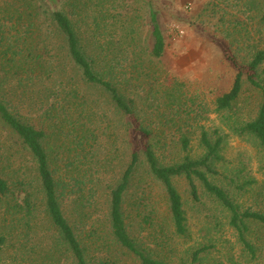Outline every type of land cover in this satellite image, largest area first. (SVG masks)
I'll return each mask as SVG.
<instances>
[{"label": "rangeland", "instance_id": "obj_1", "mask_svg": "<svg viewBox=\"0 0 264 264\" xmlns=\"http://www.w3.org/2000/svg\"><path fill=\"white\" fill-rule=\"evenodd\" d=\"M14 1L0 0V20ZM116 1L118 11L127 14L128 20L111 29L101 27V33L109 48H117L114 54L128 77L137 78L130 82L134 90L126 85L119 88L126 98L133 99L139 122L152 131L151 143L159 163L169 166L186 157L200 158L204 153L202 131L212 140L220 137L223 160L216 165L220 175L211 181L227 192L240 211L264 214V148L239 132L241 125L255 119L261 94L243 76L240 96L231 109L219 112L214 103L231 89L235 78L226 55L246 65L253 51L264 50V0ZM148 2L164 37L160 60L149 61L146 53ZM108 14L113 15V10ZM131 27L133 40H120ZM126 59L134 60L135 68L126 66ZM59 76L55 85L41 83L39 92L17 88L9 80L2 81L0 92L24 122L45 130L49 167L55 179L67 185L61 209L86 251L87 262L139 264L135 256L114 242L107 221V186L120 179L129 161L123 121L95 97L99 96L96 92H87L98 102L91 128H99L101 134L93 153L91 141L79 147L76 137L81 131L66 126L60 111L54 110L49 118L43 113L46 106L42 103L53 92L46 89L59 88L57 84L62 81L75 84L72 69H61ZM257 79L264 81V62L257 68ZM183 138L189 142L186 151L181 148ZM0 176L10 187V194L0 197V234L7 238L0 250V264H73L67 255H51L48 246L52 231L32 158L1 124ZM173 184L186 217L184 236L174 233L164 190L149 175L140 156L123 206L127 232L138 246L166 264H191L193 252L200 249L204 250L199 255L201 264H264V226L248 222L247 240L255 249L252 257L229 226L228 212L199 182L198 203L191 200L184 178H174ZM24 199L29 201L30 214L25 208L15 214L19 209L15 204L25 207Z\"/></svg>", "mask_w": 264, "mask_h": 264}, {"label": "trees", "instance_id": "obj_2", "mask_svg": "<svg viewBox=\"0 0 264 264\" xmlns=\"http://www.w3.org/2000/svg\"><path fill=\"white\" fill-rule=\"evenodd\" d=\"M14 2L15 5H11L5 13L8 17L3 16L0 20V84L9 80L15 87L31 89L35 93L39 92L38 87L41 83L55 85V78L60 77L61 69L67 67L72 69L76 77L73 78L75 84L62 81L57 84L59 88L45 90L53 92L45 99V103H42V107L46 106L43 113L49 118L54 110L60 111L66 126L81 131L80 135L76 134L77 145L81 147L91 141L89 146L92 153L98 144L101 131L99 128H91L94 123V108L98 102L89 98L91 95L88 93L96 92L99 96L95 97L109 105L119 120L123 121L126 138L124 143L130 151L129 161L120 179L112 186H107V221L114 242L135 256L139 264H166L153 259L138 246L126 228L124 199L139 167L140 156H143L149 175L164 190L167 210L176 235L186 234V217L182 199L173 184V179L184 178L193 202L198 203L200 200L196 185V182H199L205 192L228 212L229 226L235 231L238 242L253 257L255 249L247 240L248 222L264 226V214L249 210L240 211L227 192L210 179L220 175L216 165L223 160L222 139L217 137L212 140L206 131H202L200 145L204 153L200 158L186 157L180 163L162 166L151 143L152 131L139 122L133 99L126 98L120 90L121 85L134 90L135 85L130 82L137 81V78L133 75L128 77L119 56L114 54L117 48H109L104 34L101 33V27L111 29L124 21L126 24L128 15L118 11L119 2L116 0ZM110 9L113 10V15L108 14ZM146 18L149 27L147 57L149 61L160 60L165 48L164 37L156 13L149 2ZM261 21H264V10ZM133 36L134 30L131 27L119 39L132 41ZM108 37L112 39L114 36ZM226 59L236 74L231 89L215 99V108L219 112L232 108L240 96L242 77L245 76L249 85L260 92L261 105L255 119L241 125L239 132L251 136L264 148V81L261 83L257 79V68L264 62V50L253 51L246 65H239L231 55H226ZM126 63L129 68H135L134 60L130 59ZM54 90L57 92L56 95ZM5 100L0 92V124L32 158L43 193L45 214L52 231L48 246L51 255L63 258L67 255V259L73 264H89L85 249L61 209L60 200L67 185L55 179L49 167V158L44 147L47 140L45 130L24 122ZM188 143L185 138L181 140L182 150L186 151ZM9 194V184L0 176V197H7ZM24 204L25 207H22L16 203V208L19 209L14 213L21 214L25 208L27 214H30L29 201L24 199ZM6 241V236L0 234V250ZM203 251L200 249L193 252L191 264H201L199 255Z\"/></svg>", "mask_w": 264, "mask_h": 264}]
</instances>
